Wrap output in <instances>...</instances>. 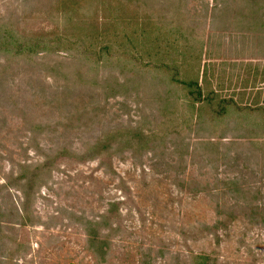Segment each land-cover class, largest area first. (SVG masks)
Masks as SVG:
<instances>
[{
	"label": "rangeland",
	"instance_id": "rangeland-1",
	"mask_svg": "<svg viewBox=\"0 0 264 264\" xmlns=\"http://www.w3.org/2000/svg\"><path fill=\"white\" fill-rule=\"evenodd\" d=\"M262 1L0 0V264H264Z\"/></svg>",
	"mask_w": 264,
	"mask_h": 264
},
{
	"label": "trees",
	"instance_id": "trees-1",
	"mask_svg": "<svg viewBox=\"0 0 264 264\" xmlns=\"http://www.w3.org/2000/svg\"><path fill=\"white\" fill-rule=\"evenodd\" d=\"M263 5H264V0L262 1V4H261L260 7H263ZM165 68L168 69V70H172V71L175 72L174 75H173L174 76V80H176V81H178V82H180V83H182V84H184V85H186L188 87H193V86L196 87V89L193 92L190 91V95L191 96H194V99H195L196 102H201V103L202 102H205V101H210L211 102V100L209 99V97L208 96H205L203 94L202 88L200 87V85H199L198 82H195L193 80H191V81H181V80H178L176 77L179 76V71L176 68H170L169 66H166ZM221 103L224 104L223 105L224 107H220V109L222 110V112L220 111V113H221L220 115H224L225 114V111H226V108L228 107V105H231V102L222 101ZM219 106H221V105H219Z\"/></svg>",
	"mask_w": 264,
	"mask_h": 264
}]
</instances>
